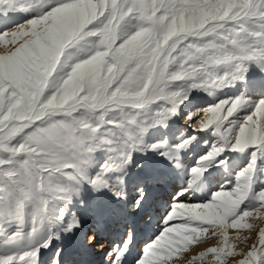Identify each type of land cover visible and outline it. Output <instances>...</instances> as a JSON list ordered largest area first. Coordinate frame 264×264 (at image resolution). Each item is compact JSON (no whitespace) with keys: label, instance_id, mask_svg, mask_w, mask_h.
Masks as SVG:
<instances>
[{"label":"snow or ice","instance_id":"1","mask_svg":"<svg viewBox=\"0 0 264 264\" xmlns=\"http://www.w3.org/2000/svg\"><path fill=\"white\" fill-rule=\"evenodd\" d=\"M249 221L264 0H0V264H264Z\"/></svg>","mask_w":264,"mask_h":264},{"label":"rangeland","instance_id":"2","mask_svg":"<svg viewBox=\"0 0 264 264\" xmlns=\"http://www.w3.org/2000/svg\"><path fill=\"white\" fill-rule=\"evenodd\" d=\"M249 222H252V223L258 224L261 227H264V221H249ZM229 235H230V237H235L237 235V231L236 230H230ZM239 235L241 237L248 236V237H250V239H248L246 244L244 242L230 241V242L237 243V249H236L237 251H240L241 249L247 250V246H250L252 243L257 241L258 233L249 232L247 230H241L239 232ZM216 244H217V241L213 240L209 244L196 245L195 251H190L188 253H184L183 255H184L185 259L177 260L174 262V264H187V258H190L191 256L196 255V254H198V252L203 251L209 247H214V246H216ZM208 259H211V258H207L205 260L204 264H208Z\"/></svg>","mask_w":264,"mask_h":264}]
</instances>
